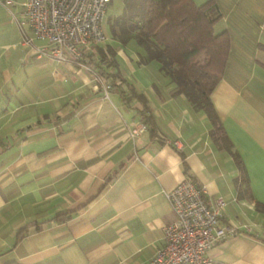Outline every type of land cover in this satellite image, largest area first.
Returning <instances> with one entry per match:
<instances>
[{
	"label": "crops",
	"instance_id": "obj_1",
	"mask_svg": "<svg viewBox=\"0 0 264 264\" xmlns=\"http://www.w3.org/2000/svg\"><path fill=\"white\" fill-rule=\"evenodd\" d=\"M25 3L0 0V264H148L174 220L165 193L184 178L222 197L236 230L206 254L264 264V0H215L214 31L230 40L210 94L220 138L134 39L108 32L84 62L32 53L46 41L23 43ZM98 46L115 51L108 97ZM145 106L155 134L132 137Z\"/></svg>",
	"mask_w": 264,
	"mask_h": 264
},
{
	"label": "trees",
	"instance_id": "obj_2",
	"mask_svg": "<svg viewBox=\"0 0 264 264\" xmlns=\"http://www.w3.org/2000/svg\"><path fill=\"white\" fill-rule=\"evenodd\" d=\"M112 1L109 0L108 8ZM120 2L117 14H110L106 20L111 37L122 44L134 39L146 51L145 61H160L162 69L176 85L175 92L183 93L195 109L207 114L212 122L211 135L217 136L221 126L210 94L222 77L230 40L227 31H214V24L221 16L215 0L200 4L194 0ZM260 47L264 48V45ZM97 51L99 57L95 67L99 69L95 68L94 77L109 84L110 92L118 76L117 73H106L105 68L115 67V51L110 46L105 49L98 46ZM85 56L89 58L90 53L83 54L79 60L83 61ZM119 93L125 101L135 95L131 91L120 90ZM138 97L145 103L143 95ZM139 114L145 127L154 135L155 125L148 108L145 106Z\"/></svg>",
	"mask_w": 264,
	"mask_h": 264
},
{
	"label": "built area",
	"instance_id": "obj_3",
	"mask_svg": "<svg viewBox=\"0 0 264 264\" xmlns=\"http://www.w3.org/2000/svg\"><path fill=\"white\" fill-rule=\"evenodd\" d=\"M109 0H26L24 15L29 34L22 41L32 44L34 37L46 41L31 50L58 61L84 62L79 58L91 46L106 40L103 22ZM106 97L110 85L98 79ZM145 130L138 124L130 130L136 136ZM174 220L163 227V243L148 264H225L206 253L236 230L222 223L225 201L210 197L204 186L184 178L165 193Z\"/></svg>",
	"mask_w": 264,
	"mask_h": 264
},
{
	"label": "rangeland",
	"instance_id": "obj_4",
	"mask_svg": "<svg viewBox=\"0 0 264 264\" xmlns=\"http://www.w3.org/2000/svg\"><path fill=\"white\" fill-rule=\"evenodd\" d=\"M120 6H121L120 0H113L110 7L108 8V10L106 12L104 22H103V31L106 35L109 32L108 27L106 25V20H107L108 16H110V14L111 15L117 14V11L119 10Z\"/></svg>",
	"mask_w": 264,
	"mask_h": 264
}]
</instances>
